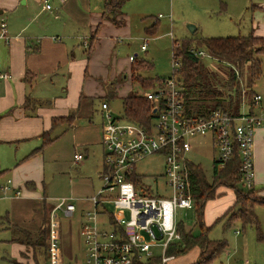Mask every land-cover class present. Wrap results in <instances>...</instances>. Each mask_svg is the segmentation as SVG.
Returning a JSON list of instances; mask_svg holds the SVG:
<instances>
[{
  "label": "crops",
  "instance_id": "crops-1",
  "mask_svg": "<svg viewBox=\"0 0 264 264\" xmlns=\"http://www.w3.org/2000/svg\"><path fill=\"white\" fill-rule=\"evenodd\" d=\"M50 2L52 7L47 9L41 0H4L0 11V22H5L7 29L6 37L0 40V171H6L2 178H13V188L0 199V226L8 230L12 238L15 236V226L33 233L39 232L59 197L45 182L47 168H54L55 175L56 172H65V168L75 163L78 171L76 177L70 179L69 185L73 188L70 190H74L71 197L74 198L76 210L72 215H62L61 225L62 252L64 258L71 261L85 255L83 226L86 211L92 208L90 197L102 186L97 188L96 183L97 177L103 182L105 167L102 144L104 125L92 121L95 119L92 104L84 112V100L104 93L101 80H112L118 73H126L130 65L132 67V54L125 62L116 57V52L120 53L136 37L132 14L144 15L151 6L162 2L127 1L123 6L125 24L122 26L103 17L104 0ZM254 8H264V0H260ZM156 21L159 25L160 20ZM253 22L256 23L253 20L252 25ZM256 24L258 27L254 34L264 36V21ZM145 27L150 26L145 24ZM189 29L194 33L198 27L190 25ZM144 31L152 34L148 29L144 28ZM94 36L96 38L91 45L89 42ZM144 38L139 48L142 52L148 51L147 37ZM144 43L147 44L146 49H142ZM91 46L92 49H89ZM133 55L139 56L138 52ZM5 73L9 76H4ZM116 92L117 97L122 99L130 93L127 89L121 94ZM28 97L41 103L32 110L33 113L25 106ZM255 106L254 113H259L264 107H258L256 111ZM109 108L112 111L111 102ZM82 112L86 113L89 122H80ZM71 113L75 115L72 124L61 123L53 127V117ZM48 130H51V137L56 139L38 150L43 142L42 134ZM100 143L102 162L99 170L96 149ZM51 148L55 151L48 153ZM70 153L73 158L64 159V154ZM77 153H82L85 159L78 162L80 160L75 159ZM254 161V188L264 198L262 127L256 129L255 133ZM40 188L43 192L39 191ZM254 209L260 217L264 203L257 202ZM226 210L222 207L220 215ZM19 242L14 243L16 249L14 247L13 258L18 257L14 263L39 264L32 256L30 261L24 256L28 248H34L33 245Z\"/></svg>",
  "mask_w": 264,
  "mask_h": 264
},
{
  "label": "built area",
  "instance_id": "built-area-1",
  "mask_svg": "<svg viewBox=\"0 0 264 264\" xmlns=\"http://www.w3.org/2000/svg\"><path fill=\"white\" fill-rule=\"evenodd\" d=\"M42 2L47 9L52 7L50 0ZM6 33V23L2 22L0 40L6 37ZM146 46L144 43L142 49ZM198 54L204 55L205 52L200 50ZM135 58L136 55H131V60ZM180 65V57L174 56L173 75L142 93L154 103L156 117L150 129L117 119L109 104L103 102L106 119L102 138L105 167L103 184L90 197L92 208L86 211L83 226L85 255L71 261L64 258L61 247L62 215H72L76 204L71 196H59L48 213L46 264H134L137 257L147 259L156 256L154 248L161 249V254L157 255L161 257V264H168L175 258L168 254V249L172 243L181 240L178 210L195 208L188 163L193 161L189 154L196 135H211L217 147L215 161L219 170L239 150L241 182L249 188L254 187L255 133L259 127L264 128V107L259 113L242 110L239 115H232L214 109L206 116L188 117L184 113L182 87L177 77ZM4 76L9 75L5 73ZM262 98L257 93L254 96L255 105H259ZM153 154L165 158L166 188L156 183L157 187L153 189L144 180L136 182L130 177L136 172V164ZM83 158L82 153L75 155L76 160ZM12 188L11 176L0 178V199ZM166 193L169 195H164ZM109 205L116 210H127L129 216L109 209ZM244 264L253 263L246 261Z\"/></svg>",
  "mask_w": 264,
  "mask_h": 264
},
{
  "label": "rangeland",
  "instance_id": "rangeland-1",
  "mask_svg": "<svg viewBox=\"0 0 264 264\" xmlns=\"http://www.w3.org/2000/svg\"><path fill=\"white\" fill-rule=\"evenodd\" d=\"M162 3L153 5L150 7L148 13L144 15L132 14V27L135 28L136 37L129 41L131 44L124 46L120 53L116 52L117 59H121L125 62V59H129L130 54L138 52L139 57H145L150 60L152 68L146 71H142L144 76H161L167 77L173 75V44L175 40L182 41L185 38L190 37H225L236 35H248L251 32L257 31V22L264 21V8H254L260 0H160ZM42 2V0H41ZM22 3V1H20ZM4 5V0H0V11ZM20 7H23L19 4ZM254 10V12H253ZM253 12V15H252ZM1 14V13H0ZM160 14H162L160 16ZM1 16V15H0ZM253 16V19H252ZM160 20V24L154 34H147L144 31L149 27H145V24L151 26L152 22ZM255 21L252 25V21ZM151 23V24H150ZM188 23V25H187ZM190 25L198 27L194 33L190 31ZM141 28V31H138ZM254 30V31H253ZM173 31L174 35L170 34ZM147 37L148 51H140V46ZM132 48V51H130ZM179 57V56H177ZM204 62L212 72V79L216 77V83L223 81L227 78L230 65L227 62L217 60L207 54L203 56ZM256 58L261 59L263 73L253 84V91L262 95V100L259 105L255 106V110L258 111V107L264 106V53L256 54ZM249 70L250 66L245 67V71L240 72L239 81L241 87L245 89L243 95L246 101L242 105L243 111H249L250 106L249 98L251 97L248 87L249 82ZM126 76V77H125ZM101 88L103 94L88 97L84 100L85 111L90 109L92 104L94 108V117L92 121H98L101 125H105L106 120L103 116L102 101L105 94L109 91V86H113L120 94L124 89L129 92L138 91L141 94L149 89L143 88L139 82L132 79L131 65L128 70L123 73H118L112 80H101ZM214 81V80H213ZM105 102V101H104ZM112 113L118 117H122L124 114V106L122 98L116 97L111 100ZM91 119V118H90ZM89 122L86 113L81 114L80 122ZM79 122L78 120L76 121ZM83 122V123H84ZM193 148L189 157L196 163L201 164L205 174L209 180L214 179V162L216 155V144L214 143L210 134L196 135L192 139ZM99 149V150H98ZM96 149V158H98V166L100 170V164L102 162V144L98 145ZM54 148L48 150V153H53ZM73 152V151H72ZM64 154V159L73 158L72 153ZM51 159L49 156H47ZM93 157V156H92ZM85 159V158H84ZM83 159V160H84ZM80 160L78 162H81ZM71 162V160H70ZM77 162V161H76ZM49 164V161H48ZM71 164V163H70ZM165 158L160 154H153L143 158L136 164V172L144 176V182H147L156 189V183H159L163 188H166V178L164 176ZM64 168V167H62ZM65 172H56L55 169L48 167L46 171L45 182L49 183L55 196H73L74 190H70L69 181L71 178L76 177L77 166L73 163L72 167L65 168ZM55 178V180H53ZM96 187L99 188L103 182H100L97 177ZM239 187L248 191L253 189L247 187L243 182H239ZM49 186V185H48ZM219 190L223 192L220 197L211 199L208 201L205 208V221L206 224L212 225L216 219L220 216V209L222 207L229 208L233 205L235 200V190L227 185L220 186ZM39 191L43 190L40 188ZM164 195H169L166 193ZM258 197V194H256ZM257 201L248 200V204L254 205ZM253 205V206H254ZM109 209L115 211L112 206H108ZM119 213L129 216L127 210H116ZM237 207L234 210H230L231 214L236 213ZM228 212V213H229ZM259 212V211H258ZM227 213V214H228ZM260 214V213H259ZM229 217V216H228ZM178 220L183 222L187 230H193L195 234L202 232L200 225L197 223V214L194 209H179ZM261 223V232L263 237H259L258 231L254 226H244L241 222L237 221L233 225H227L226 219H222L217 222L208 232V236L213 239L226 238L228 240V247L226 251L215 262L218 264H244L246 261H250L253 264L264 263V211L259 217ZM18 240H12L11 233L8 230L1 229L0 226V264H15L14 262L18 257L13 258V250L16 249L14 243ZM22 243V242H19ZM23 244V243H22ZM15 247V249H14ZM34 247V246H33ZM17 249H20L17 246ZM156 256L161 254L160 248H154ZM29 251V252H27ZM24 256L26 260L30 261L31 256L36 259L38 257L39 264H45V258L41 251L38 249V254L35 248H28ZM201 249L197 246L184 255L176 256L168 262V264H192L195 263L200 257ZM40 254V255H39Z\"/></svg>",
  "mask_w": 264,
  "mask_h": 264
},
{
  "label": "trees",
  "instance_id": "trees-1",
  "mask_svg": "<svg viewBox=\"0 0 264 264\" xmlns=\"http://www.w3.org/2000/svg\"><path fill=\"white\" fill-rule=\"evenodd\" d=\"M129 0H104L103 17L110 19L118 26L125 24V19L122 15L123 6ZM0 22V31H1ZM158 27V21L148 28V32L154 34ZM89 42L93 45L95 40ZM175 43L179 45L175 46ZM173 55L179 56L181 65L177 73L178 80L181 82L182 96L184 101V113L188 117L194 115H208L212 110L219 109L228 112L232 115H239L242 111L243 95L245 89L241 87L239 81L240 72L245 71L247 65L250 66L248 87L251 92L249 98V112L253 113L254 96L257 94L253 91V84L262 76V61L256 58V54L264 53V36L255 35L251 32L248 35H236L225 37H190L185 38L181 42L174 41ZM92 49V46L89 48ZM203 50L205 54L223 61L230 65V71L226 79L216 83V77L212 79V72L204 62L202 54H198ZM152 68L149 59L136 56L131 67L132 79L139 82L145 89H152L158 84H161L166 78L161 76H144L142 71ZM214 80V81H213ZM117 97V92L113 86L103 97V100L109 104L112 99ZM124 114L117 119L128 120L150 129L153 126V121L156 113L153 111L154 103L144 97L138 91H132L127 96L123 97ZM41 104L38 101H33L28 97L25 103L26 108L34 110ZM32 111L31 113H33ZM30 113V114H31ZM75 115L73 113L65 116L53 117V127L61 123L72 124ZM52 127V128H53ZM51 130L44 131L42 134L43 142L38 150L52 143L56 138L51 137ZM191 178L192 192L195 200V208L197 214V223L200 225L202 232L195 234L193 230H187L184 223L179 221L178 231L181 234V240L174 242L168 249L169 255L181 256L192 250L194 247L201 249L200 257L192 264H216L215 262L226 251L228 240L226 238L213 239L208 236L210 229L222 219H226L227 225H233L237 221L244 226H254L259 234L261 232V223L254 209V201L264 203L263 197H258L255 188L248 191L239 187L241 181V157L239 150L235 151L234 157L229 163L220 170L214 162V179L209 180L201 164L191 161L188 163ZM6 171H0V178ZM131 179L136 182L144 180V176L138 172H133L130 175ZM227 185L235 190V201L222 215H220L212 225H206L205 208L209 200L220 197L223 192L219 190L220 186ZM248 200L253 201V204H248ZM237 207L236 213L231 214L229 211ZM229 212V213H228ZM228 213V214H227ZM229 216V217H228ZM112 218V216H111ZM15 236L12 240H18L22 243H30L36 249L41 251L45 261H47V240H48V215L44 220L43 227L39 232L33 233L27 229L14 227ZM38 254V253H37ZM39 254V255H40ZM38 261V257L36 258ZM46 264V263H45ZM134 264H161V257L154 256L147 259L141 257L135 258Z\"/></svg>",
  "mask_w": 264,
  "mask_h": 264
},
{
  "label": "water",
  "instance_id": "water-1",
  "mask_svg": "<svg viewBox=\"0 0 264 264\" xmlns=\"http://www.w3.org/2000/svg\"><path fill=\"white\" fill-rule=\"evenodd\" d=\"M194 28V27H193Z\"/></svg>",
  "mask_w": 264,
  "mask_h": 264
}]
</instances>
